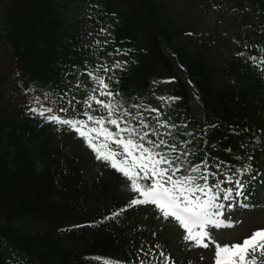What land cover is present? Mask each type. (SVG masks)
<instances>
[{
	"label": "trees",
	"instance_id": "1",
	"mask_svg": "<svg viewBox=\"0 0 264 264\" xmlns=\"http://www.w3.org/2000/svg\"><path fill=\"white\" fill-rule=\"evenodd\" d=\"M85 5L93 25L111 23L100 43L78 14ZM0 45V264H158L152 252L165 246L174 256L139 224L158 221L160 209L131 205L143 197L130 181L52 115L90 128L100 125L89 115L103 118L117 139L170 161L173 180L194 178L186 186L213 192L224 174L264 168V0H0ZM111 59L126 66L107 78ZM78 75L85 105L68 111L78 95L68 79ZM158 94L166 101L153 126ZM107 143L120 160L122 146ZM177 246L197 250L185 239Z\"/></svg>",
	"mask_w": 264,
	"mask_h": 264
},
{
	"label": "snow or ice",
	"instance_id": "2",
	"mask_svg": "<svg viewBox=\"0 0 264 264\" xmlns=\"http://www.w3.org/2000/svg\"><path fill=\"white\" fill-rule=\"evenodd\" d=\"M103 87L107 85L100 81ZM111 95V93H108ZM92 99H95L93 97ZM96 103L101 104L105 108H110V105L103 104L97 100ZM91 105H89L90 107ZM35 111V109H33ZM51 112V109H47ZM41 116L44 112L39 113ZM112 112L109 111V116ZM50 121L58 124L68 125L74 129L81 137H84L89 146L97 153V159H104L111 162V167L121 172L129 181L130 189L139 194L143 199H133L131 205L151 203L160 209L165 219L171 217L175 219L180 226L185 229V240L193 242L196 247L207 248L208 243L205 240L211 241V237L205 231L206 225L221 226L214 220V215H222L221 211L215 214L210 212V209L215 207L222 209V205L213 203L215 197L208 195L206 200H201L194 196L196 192H202L206 195L211 192V189H205L199 186H186L194 184V178H186L185 180H173L172 175H169L171 162L163 156L158 159L149 153V150L143 145H137L133 140L117 139L119 133H112L107 128H104V119H96L93 116H88V121H94L100 125L99 128H90L85 121H74L61 119L56 115L47 117ZM112 125L119 127L116 119L107 121ZM95 133V136L92 134ZM103 136L106 143L96 144L94 140H98ZM107 142H114L122 146L123 152L120 154L121 159H117V153L109 149ZM134 150L140 152L139 156L134 154ZM147 153V155H146ZM162 164H168V168L160 167ZM194 172H198L199 168H194ZM205 181L207 176H202ZM141 180H151L149 184H141ZM239 184V181L236 182ZM167 185H171L170 187ZM238 191L236 195H240ZM232 191L228 190L225 194V199H231ZM230 227L231 225H225ZM214 243V242H213ZM161 255H163L161 253ZM264 229L255 231L250 237L243 240L242 243L223 245L215 244V262L214 264H264ZM107 264V262H105Z\"/></svg>",
	"mask_w": 264,
	"mask_h": 264
},
{
	"label": "rangeland",
	"instance_id": "3",
	"mask_svg": "<svg viewBox=\"0 0 264 264\" xmlns=\"http://www.w3.org/2000/svg\"><path fill=\"white\" fill-rule=\"evenodd\" d=\"M78 14L82 17V22H89L91 23V29L94 28V31H91L90 33L91 38H93L92 40L100 43L104 40L105 36L111 35L110 22L98 23L96 26L93 25L95 10L85 5L78 9ZM5 60V50L3 45H0V63H4ZM109 64V67L103 69L104 73L107 72V78H109V75L117 73L120 68H124V66H126V63L121 61V59H111ZM112 65L116 66V71L115 69H112ZM68 80L77 88L78 95H76L74 102L76 106L80 107L85 99L84 95L82 94V88L86 82V78L78 75L72 79L69 78ZM158 96L160 99L161 96L164 97L162 94H159ZM165 101L166 100L160 101L159 103L155 104L154 108L158 110V105L165 104ZM74 106L75 105L73 104L72 107L74 108ZM248 177L249 175L246 173L240 175L232 173L225 174L222 177L223 184L216 192L211 194V196L215 197L213 203L219 205L218 202L220 197L223 196L224 193H227L228 190L232 191V197L231 199H228V202L224 208L217 209L213 207L210 209L211 213L215 214L217 211H221L222 215H214V220L221 226L217 227L214 224L205 226V231H207L211 237V241L207 239L205 240V243L209 244L207 248L197 247L196 252H192L188 249L183 251L179 246H177L179 240H184L186 231L174 219H172V221L168 218L165 219L162 217L153 223L150 221L140 222L139 224L143 228L154 230L158 236L159 246L161 243H170L175 249L174 256H170L168 253V247L164 245L165 247L160 252V255H156L153 252L152 258H155L158 261V264H214L215 244H220L223 246L242 243L244 239L250 237L255 231L264 229V186L261 187L259 184L255 185L253 188L255 197L254 200L250 202V204L247 203L243 205L241 202L239 205L237 204V200L241 198L243 190L248 192V189L250 188L249 185L246 184ZM259 177L264 180V169L259 173L258 178ZM256 179L257 177L253 178V180ZM237 181H239V184L236 183ZM238 191L241 193L240 195H236ZM225 225L231 226L228 227ZM161 253L163 255H161ZM138 258L144 259V252H142ZM118 262L120 264H134L133 260H126L124 258H119Z\"/></svg>",
	"mask_w": 264,
	"mask_h": 264
}]
</instances>
